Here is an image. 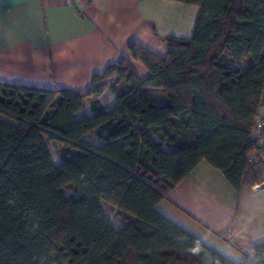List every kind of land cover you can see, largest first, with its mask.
<instances>
[{
	"label": "trees",
	"instance_id": "obj_1",
	"mask_svg": "<svg viewBox=\"0 0 264 264\" xmlns=\"http://www.w3.org/2000/svg\"><path fill=\"white\" fill-rule=\"evenodd\" d=\"M173 1L199 6L195 31L161 37L165 56L131 42L146 78L123 57L85 94L0 82V264H237L157 207L204 160L240 191L261 117L264 0ZM243 264H264V243Z\"/></svg>",
	"mask_w": 264,
	"mask_h": 264
},
{
	"label": "crops",
	"instance_id": "obj_2",
	"mask_svg": "<svg viewBox=\"0 0 264 264\" xmlns=\"http://www.w3.org/2000/svg\"><path fill=\"white\" fill-rule=\"evenodd\" d=\"M200 8L173 0H0V82L87 93L95 75L128 58L142 78L149 70L134 59L137 42L165 56L161 37L192 36ZM112 107L117 97H100ZM83 113L91 114L86 100ZM260 116H264V90ZM90 140L98 143L95 137ZM264 165L249 166L240 191L202 161L160 202L158 211L237 264L264 243ZM103 208L109 205L102 203ZM122 224L117 229L122 228ZM231 229V242L221 233Z\"/></svg>",
	"mask_w": 264,
	"mask_h": 264
},
{
	"label": "built area",
	"instance_id": "obj_3",
	"mask_svg": "<svg viewBox=\"0 0 264 264\" xmlns=\"http://www.w3.org/2000/svg\"><path fill=\"white\" fill-rule=\"evenodd\" d=\"M67 2L70 4H74L78 2V0H67ZM254 137L256 139L257 148L250 153L249 162L251 163V165H255V164L264 165V116L258 118L255 124ZM221 236L224 239L228 240L229 242H231L233 239L231 229H227L224 232H222Z\"/></svg>",
	"mask_w": 264,
	"mask_h": 264
},
{
	"label": "rangeland",
	"instance_id": "obj_4",
	"mask_svg": "<svg viewBox=\"0 0 264 264\" xmlns=\"http://www.w3.org/2000/svg\"><path fill=\"white\" fill-rule=\"evenodd\" d=\"M114 106H115V104L112 105V107H114ZM45 139H46L47 144L51 147L53 161L56 162V163L60 162L59 146L53 144L47 138H45ZM64 190H65V195L68 196V197H72V196H77L78 195V192H75L71 188H65ZM105 211H106V214H107L108 218L110 219V221L112 223H114V225L116 227L123 223V217L118 216L117 213H116V210L114 208L108 206L105 209Z\"/></svg>",
	"mask_w": 264,
	"mask_h": 264
}]
</instances>
